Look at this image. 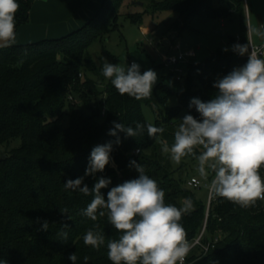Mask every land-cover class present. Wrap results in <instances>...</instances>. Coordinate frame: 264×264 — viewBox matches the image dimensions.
Listing matches in <instances>:
<instances>
[{
  "label": "trees",
  "instance_id": "trees-1",
  "mask_svg": "<svg viewBox=\"0 0 264 264\" xmlns=\"http://www.w3.org/2000/svg\"><path fill=\"white\" fill-rule=\"evenodd\" d=\"M123 1L102 0L83 26L61 38L0 46V145L19 140L18 146L0 156V261L72 264L68 257L75 253L76 264H85V256L89 257L87 264H112L107 242L118 239L120 233L107 215L97 214L95 221L82 215L93 197L66 190L64 183L84 177L83 184L91 191L100 178L110 179L108 187L101 189L107 200L111 188L138 178L130 166L136 161L165 192V204L180 208L186 198L192 201V209L180 221L187 239L206 224L203 243L210 241L209 249L204 254L192 252L187 264H264V200L245 208L214 195L207 206L180 176L203 149L195 148V154L182 158L175 168L170 153L162 150L164 144L170 148L174 143V133L185 115L200 119L195 108L189 107L190 101H210L218 94L213 84L247 63V54L239 56L231 50L239 43L249 44L250 51L244 1L149 0L144 12L171 10L174 17L168 30L178 35L195 18L233 15L239 21V35L230 39L227 52L218 50L201 61L189 62L179 79L170 71L153 87L152 95L141 100L120 95L102 75L103 64L96 65L89 53L96 40L118 29ZM17 2L16 29L28 22L31 8L28 0ZM126 15L133 22L141 21L140 13ZM171 97L177 101L174 106L168 105ZM145 108L153 113L152 121L145 118ZM113 122L132 127L136 122L151 123L165 131L149 137L145 127L136 137L120 131L111 136ZM110 141L115 167L109 163L103 172L85 176L92 149ZM259 171L264 179V167ZM44 221L49 223L46 231ZM64 224L68 227L63 228ZM89 229L105 237L99 249L84 244ZM62 231L68 233L67 240L59 235Z\"/></svg>",
  "mask_w": 264,
  "mask_h": 264
},
{
  "label": "clouds",
  "instance_id": "clouds-1",
  "mask_svg": "<svg viewBox=\"0 0 264 264\" xmlns=\"http://www.w3.org/2000/svg\"><path fill=\"white\" fill-rule=\"evenodd\" d=\"M19 8L17 0H0V46H9L15 41V15ZM247 29L264 39V24ZM231 50L239 56L247 54V63L213 84L218 89L213 99L203 102L193 98L190 101L189 107L195 108L200 119L185 115L174 133V143L170 148L164 144L162 150L170 153L174 162L180 163L185 156L194 155L195 148L201 147L203 151L197 157L200 175L206 178V169L215 173L210 191L246 208L257 200H264V179L259 171L264 167V59L254 50L249 51V44L237 43ZM102 75L111 80L120 95L136 100L150 97L157 81L154 70L141 74L140 65L135 62L129 67L106 62L102 66ZM113 124L109 131L111 136H117L120 131L126 137H136L144 133L145 127L149 137L165 131L151 123L136 122L135 127ZM115 143H120L119 138ZM112 150L111 141L95 146L85 176L103 172L110 162ZM130 166L139 173L138 178L111 188L107 200L101 193V189L111 183L107 178H100L91 191L83 184L84 177L69 179L64 187L78 190L85 196L91 195L93 198L82 215L93 221L97 220V214L100 217L107 215L109 223L120 233L118 239L107 242V256L112 264H184L191 245L180 221L192 209V201L186 198L180 208L165 204V192L145 174L144 167L136 161H131ZM42 229H49L47 221L43 222ZM59 235L67 240L66 231ZM83 242L99 249L105 244V237L89 229ZM68 259L76 264L77 255L72 253ZM88 259L84 257L85 264ZM0 264H6V261H0Z\"/></svg>",
  "mask_w": 264,
  "mask_h": 264
},
{
  "label": "rangeland",
  "instance_id": "rangeland-1",
  "mask_svg": "<svg viewBox=\"0 0 264 264\" xmlns=\"http://www.w3.org/2000/svg\"><path fill=\"white\" fill-rule=\"evenodd\" d=\"M148 1H123L119 10L121 15L118 18V29L110 32L102 41L96 40L89 48L96 65L108 62L129 67V61H132L140 65L141 74L149 69L154 70L157 73L155 83L157 85L172 70V67L163 62L165 57L193 50L195 56L188 58L189 62L201 61L218 50L229 49L230 39H236L239 35V21L234 15L224 19L195 18L189 27L178 35L168 30L174 13L171 10H162L153 14L144 12ZM245 7L248 27H259L264 24V0H246ZM131 13H140L141 21L133 22L126 15ZM257 40L255 36L254 42L256 43ZM176 104L175 97H171L168 105ZM144 116L149 121L153 120V113L148 108L144 109ZM67 122L65 118V126ZM18 144L19 140H13L8 145H0V156H4L9 149ZM171 162L174 168L177 167L178 163L172 159ZM198 167V160L189 161L180 176L186 183L191 177L199 180L200 185L193 189V192L197 199L207 204L214 174L211 169H206L208 175L206 178L202 177Z\"/></svg>",
  "mask_w": 264,
  "mask_h": 264
},
{
  "label": "crops",
  "instance_id": "crops-1",
  "mask_svg": "<svg viewBox=\"0 0 264 264\" xmlns=\"http://www.w3.org/2000/svg\"><path fill=\"white\" fill-rule=\"evenodd\" d=\"M28 1L31 3L28 22L16 29V39L11 43L13 45L66 36L83 26L95 14L102 2V0ZM248 33L250 45H264V39L257 37L258 40L255 43L254 34ZM261 56L264 57V52Z\"/></svg>",
  "mask_w": 264,
  "mask_h": 264
},
{
  "label": "built area",
  "instance_id": "built-area-1",
  "mask_svg": "<svg viewBox=\"0 0 264 264\" xmlns=\"http://www.w3.org/2000/svg\"><path fill=\"white\" fill-rule=\"evenodd\" d=\"M243 1L246 5V0H243ZM252 50H254L256 52L257 56L259 57L262 54V52H264V45H260V46L250 45V51H252ZM194 56H195V52L193 50H188L185 52H179V53L171 55L169 57H165L163 59V62L167 66L172 67L171 72H173L174 75L176 76V78L179 79L181 77V74L184 72V66L189 63L188 58L194 57ZM132 63H133L132 61H129V66H131ZM103 114H104V109L102 110V115ZM199 185H200V182L196 177H191L187 181L188 187L198 188ZM214 195L215 194L212 193L209 189L207 206L209 205L210 201L213 199ZM205 227H206V224L204 222L199 233L195 237L187 239L191 245V250H190L189 254L187 255V257L189 255H191L192 252H196L197 254H204L208 251L209 246H210V241L203 243V236L205 235ZM187 257L184 260V264H187Z\"/></svg>",
  "mask_w": 264,
  "mask_h": 264
},
{
  "label": "water",
  "instance_id": "water-1",
  "mask_svg": "<svg viewBox=\"0 0 264 264\" xmlns=\"http://www.w3.org/2000/svg\"><path fill=\"white\" fill-rule=\"evenodd\" d=\"M109 163H110L111 166L115 167V163H114L113 158L111 157V155H110V162Z\"/></svg>",
  "mask_w": 264,
  "mask_h": 264
}]
</instances>
